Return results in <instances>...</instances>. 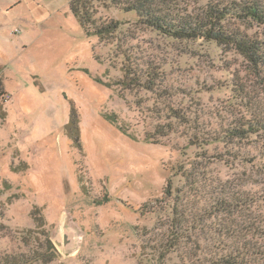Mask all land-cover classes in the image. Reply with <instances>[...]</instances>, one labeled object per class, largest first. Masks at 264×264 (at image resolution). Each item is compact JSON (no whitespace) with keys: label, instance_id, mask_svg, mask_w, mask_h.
<instances>
[{"label":"rangeland","instance_id":"374dc122","mask_svg":"<svg viewBox=\"0 0 264 264\" xmlns=\"http://www.w3.org/2000/svg\"><path fill=\"white\" fill-rule=\"evenodd\" d=\"M71 1L0 0V82L9 95L0 98V254H29L43 240L37 233L52 235L67 213L83 232L80 250L67 260L55 250L47 264H151V249L140 254L142 235L149 233L151 244L160 232L147 210L178 159L171 145L184 142L145 140L139 117L148 124L144 130H153L146 107L153 98L112 85L121 78L119 54L141 67L161 65L163 95L172 87L192 95L202 86L209 90L221 74L231 78L246 68L202 36L177 42L132 24L104 43L82 28ZM199 2L194 10L205 0ZM91 6L94 21L106 25L137 20L134 12L104 9L99 1ZM200 97L205 111L214 99Z\"/></svg>","mask_w":264,"mask_h":264},{"label":"trees","instance_id":"16d2710c","mask_svg":"<svg viewBox=\"0 0 264 264\" xmlns=\"http://www.w3.org/2000/svg\"><path fill=\"white\" fill-rule=\"evenodd\" d=\"M94 1L104 9L134 12L137 20L112 19L107 25L94 21ZM198 3L72 0L69 8L82 28L104 43L121 25L133 24L137 31L157 32L177 42L190 43L202 36L206 43L241 58L246 70L232 72L229 80L221 74L209 90L202 86L192 95L172 87L163 95L158 84L165 77L163 67H141L123 52L121 78L112 85L134 96H152L146 107L152 109L153 130H144L148 124L139 117L145 140L184 142L171 145L178 159L167 167L162 195L147 210L156 215L153 231L160 234L150 244L149 233H143L140 254L151 249V264H264V0H205L194 10ZM247 25L255 28L244 29ZM5 95L0 82V98ZM200 95L214 99L205 111ZM134 104L139 112L142 102ZM39 233L36 236L43 237L39 247L40 241L27 255L2 253L0 264L52 261L56 252L50 236Z\"/></svg>","mask_w":264,"mask_h":264},{"label":"water","instance_id":"95a60500","mask_svg":"<svg viewBox=\"0 0 264 264\" xmlns=\"http://www.w3.org/2000/svg\"><path fill=\"white\" fill-rule=\"evenodd\" d=\"M83 232L78 226L71 223L70 216L62 214L54 227L53 234L50 235V241L55 250L61 254L64 260L75 255L80 250Z\"/></svg>","mask_w":264,"mask_h":264},{"label":"built area","instance_id":"2783aa9c","mask_svg":"<svg viewBox=\"0 0 264 264\" xmlns=\"http://www.w3.org/2000/svg\"><path fill=\"white\" fill-rule=\"evenodd\" d=\"M3 99H4V101H7L9 99V95H5V97Z\"/></svg>","mask_w":264,"mask_h":264}]
</instances>
